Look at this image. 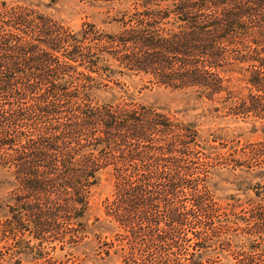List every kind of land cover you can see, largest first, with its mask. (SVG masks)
Returning <instances> with one entry per match:
<instances>
[{
	"label": "trees",
	"instance_id": "trees-1",
	"mask_svg": "<svg viewBox=\"0 0 264 264\" xmlns=\"http://www.w3.org/2000/svg\"><path fill=\"white\" fill-rule=\"evenodd\" d=\"M25 1L0 0V171L12 184L0 201V264H73L90 235L118 264H183L173 250L184 228L208 236L215 212L193 172L226 157L195 124L136 97L163 86L213 100L238 76L251 100L239 108L264 119V0H77L118 7L111 33L72 30ZM256 145L235 149L230 168L248 189L264 188ZM163 220L172 228L162 236ZM199 247L191 264H204Z\"/></svg>",
	"mask_w": 264,
	"mask_h": 264
},
{
	"label": "rangeland",
	"instance_id": "rangeland-1",
	"mask_svg": "<svg viewBox=\"0 0 264 264\" xmlns=\"http://www.w3.org/2000/svg\"><path fill=\"white\" fill-rule=\"evenodd\" d=\"M25 4L63 21L72 30L79 29L85 23L97 25L98 31L104 30L107 33L115 32L118 27L114 20L119 18V8L111 4L85 3L77 0H59L55 4H51L50 0H26ZM237 77L234 76L233 80L226 84L229 87L228 91L232 92L231 95L224 94L213 100L201 99L190 90L163 86H153L136 97L137 101L145 106L162 109L175 124L180 122L195 124L205 143H209L208 147L215 145L218 147L215 151L226 157L221 159L215 157V160L193 172L194 179L200 177L206 179V188H202L201 194L207 200L209 210L215 212L214 218L209 221V229L212 232L210 231L208 236L203 235L201 237L204 238L201 239L193 235L196 229L184 228L185 234L179 240L180 248L173 250L179 254L178 258L183 264H191L190 261L201 245L205 248L202 252L204 264H264V188L254 185L248 189L246 184L248 180H244L245 175L230 170L236 165L235 149L243 151L247 144L253 143H257L256 146L260 149V144H264V119L261 118L262 114L244 112L242 106L239 108L242 104H250L251 100L247 97L245 82L238 81ZM143 85L139 84L138 90ZM237 104L238 108L234 109ZM216 107L220 111H215ZM223 108L229 109L225 111ZM213 135L222 139V142H210ZM238 156L241 157V154ZM258 167L259 165L254 169ZM129 174L137 175L135 172ZM254 183L255 181L252 184ZM203 185L204 183H201V187ZM11 187L12 184L6 180L5 173L0 171V201L6 198ZM110 189L111 186L104 183L94 194L88 213L90 224L102 215V204ZM185 198L191 199L190 195ZM169 224L168 220L161 223L162 236L165 232L171 233L172 227L168 226ZM218 228L225 231L219 238L213 235V229ZM102 232L99 230L96 233ZM107 236L100 235L102 239ZM100 247L98 239L90 235L88 243L76 251L77 258L73 260V264L119 263L120 258L117 256L106 257L103 253L99 254L105 249Z\"/></svg>",
	"mask_w": 264,
	"mask_h": 264
}]
</instances>
